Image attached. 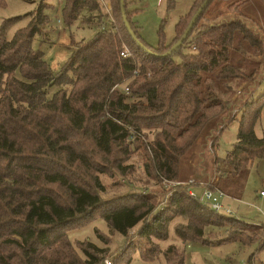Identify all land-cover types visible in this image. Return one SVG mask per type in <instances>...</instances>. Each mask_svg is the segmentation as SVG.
<instances>
[{"label":"trees","instance_id":"obj_1","mask_svg":"<svg viewBox=\"0 0 264 264\" xmlns=\"http://www.w3.org/2000/svg\"><path fill=\"white\" fill-rule=\"evenodd\" d=\"M203 1L194 0L178 19L170 43L165 41L163 20L153 48L141 39L132 18L137 9L131 10L128 0L125 16L137 42L123 24L119 0H109L116 30L104 24L96 0H66L62 14L67 26L93 13L102 22L89 42H72L71 56L56 76L42 52L32 48L47 21L45 0L31 14L29 25L11 38L8 29L21 18L2 23L0 264H99L87 250L89 259L81 262L70 248L59 250L53 242L55 234L94 213L123 237L140 224L139 236L166 240L173 217L186 215L189 223L174 228L183 242H199L205 226H213L226 230V237L218 239L221 244L264 246V224L213 211L191 197L192 184L179 178L181 160L199 135L210 125L219 129L211 142L215 152L220 133L239 114L236 142L223 159L215 156L216 180L207 185L240 199L253 163L264 160V129L260 138L254 130L264 111V93L256 98L253 90L245 97L240 94V88L256 78L258 58H264V41L248 26L264 25V0H235L226 5L229 20L209 24L207 15L217 7L211 0L182 46L161 57L180 39ZM83 24L89 26L88 21ZM124 48L131 57L121 56ZM146 130L155 132L154 140L142 146L147 172L159 182L175 184L167 205H155L154 196L146 193L102 199V186L94 177L100 172L98 161L114 164L116 151L124 155L131 139L138 141L135 136ZM196 209H204L206 216ZM162 253L165 264H185V253L174 245Z\"/></svg>","mask_w":264,"mask_h":264},{"label":"rangeland","instance_id":"obj_2","mask_svg":"<svg viewBox=\"0 0 264 264\" xmlns=\"http://www.w3.org/2000/svg\"><path fill=\"white\" fill-rule=\"evenodd\" d=\"M41 1L0 0V27L5 20L21 18L8 29V38H11L16 30L29 25L31 14L35 13ZM157 1L131 0L130 3L131 10L137 9L134 20L139 26L138 33L141 39L153 48L158 45V33L163 20L165 23L162 26V31L165 41L170 43L174 37L175 24L179 17L186 13L192 2L191 0H162L161 5L157 6ZM233 1L235 0H215L218 8L211 7L207 15V23L214 24L229 20L231 17L226 11V5ZM45 3L49 5L44 12L47 21L41 33L34 37L32 48L42 52L43 60L48 64L52 75L56 76L71 56L72 42H89L100 31L98 25L102 21L97 13H93L86 16L91 19L80 17L72 25L67 26L62 14L66 0H45ZM171 4L172 7H170ZM102 13L105 14V11ZM217 13L221 16L218 15L219 17L214 19V15ZM82 20L83 23L88 21L89 26L84 25ZM103 22L106 26L111 25L108 17H104ZM248 26L264 41V25L248 23ZM124 49L127 50V48ZM258 60H260V67L256 78L243 86L244 88H240V94L243 97L251 90H253L254 98L264 93V58L260 57ZM50 91L52 93L55 89ZM240 94H237V97H240ZM240 106L239 102L236 108H240ZM228 118L229 114L225 116L226 121ZM239 120L240 114L220 133L215 152L211 149V142L219 129L215 130L213 125H210L199 135L191 151L181 160L179 178L192 184L188 191L194 193L196 197L201 198L203 185L216 180L215 156L218 159H223L231 151L236 142ZM263 129L264 111L254 128L258 138L262 136ZM154 135L155 132L149 130L137 134L135 137H138V141L131 139V144L125 146L126 153L124 155L121 153L122 151H116L114 164L98 161L100 172H97L94 177L102 186V192L100 191L102 199H115L130 194L146 193L154 196L151 201L155 205L158 203L160 206L167 205L170 192L175 184L157 181L154 174L150 170L147 172L146 168L148 162L143 147L154 140ZM84 181L93 183V180L91 181L87 177H84ZM244 187L242 198H222V204L230 207L232 211L230 216L249 223L264 224V198L259 197L261 192L264 193V160H256L253 163ZM52 189L60 193L55 187ZM97 192L99 191L97 190ZM196 212L199 215H205L206 211L196 209ZM189 219L190 216L175 215L169 224L166 240H158L153 237L148 240L138 235L140 224L131 229L127 237H123L119 233L111 231L100 215L94 213L92 218L77 220L66 231L55 234L53 242L54 247L59 250L70 248L81 262L89 259L85 252L87 250L93 256V261L100 259L99 264H103L106 259L110 260L111 264H165L162 252L169 245H174L179 252L185 253V264H264V246L260 248L256 243L251 245L240 242L219 243L218 239L226 237V230L223 228L205 226L203 238L199 242H183L174 234V228L185 227L189 223Z\"/></svg>","mask_w":264,"mask_h":264},{"label":"built area","instance_id":"obj_3","mask_svg":"<svg viewBox=\"0 0 264 264\" xmlns=\"http://www.w3.org/2000/svg\"><path fill=\"white\" fill-rule=\"evenodd\" d=\"M96 1L100 4L102 11L103 12L105 11V14H104L105 17H108L110 24L114 27V30H116V26H115L116 23L112 15V7H111L109 0H96ZM121 56H123L124 58H129L131 57V54L130 52H128V50H124L121 53ZM123 91L125 93H128L127 89H124ZM202 190H203L202 196L201 198H199V200L202 203L208 205L213 211L224 213L226 215H232V211L230 207L223 205L221 202L222 198H227L225 195H223L219 191L211 190L209 185H203ZM189 195L191 197H196L194 193L192 192H190ZM259 197L264 198V193L261 192L259 194ZM103 264H111V261L106 259L104 260Z\"/></svg>","mask_w":264,"mask_h":264},{"label":"water","instance_id":"obj_4","mask_svg":"<svg viewBox=\"0 0 264 264\" xmlns=\"http://www.w3.org/2000/svg\"><path fill=\"white\" fill-rule=\"evenodd\" d=\"M211 0H204L203 3L201 4V6L199 7V9L196 11V13L192 16L188 26L186 27V29L184 30L182 36L180 37V39L170 48V50L168 52H166L163 56L161 57H168L170 56L172 53H174L178 48H180L182 46V44L186 41L188 35L190 34V32L192 31L194 25L196 24L197 20L199 19L200 15L202 14V12L204 11V9L208 6L209 2ZM119 4H120V9H121V14H122V20H123V24L127 30V32L129 33V35L132 37V39L137 42V39L135 38L134 33L132 32L130 25L126 19L125 16V11H124V0H119ZM140 46L143 48V45L140 44ZM151 53V52H150ZM152 55L158 56L154 53H151Z\"/></svg>","mask_w":264,"mask_h":264},{"label":"crops","instance_id":"obj_5","mask_svg":"<svg viewBox=\"0 0 264 264\" xmlns=\"http://www.w3.org/2000/svg\"><path fill=\"white\" fill-rule=\"evenodd\" d=\"M161 1H162V0H158V1H157V6H160V5H161ZM191 1H192V2H191V4L189 5V7H188L186 13L183 14V15H181V16H184V15H186V14L189 12V10H190V8H191V6H192V4H193V0H191ZM128 3H129V8H130L131 0H128ZM131 8H132V6H131ZM181 16H180V17H181ZM180 17H179V18H180ZM132 18H133V21L135 22V20H134V15L132 16ZM135 23H136V22H135ZM136 26H137V28H138V30H139V26L137 25V23H136Z\"/></svg>","mask_w":264,"mask_h":264}]
</instances>
